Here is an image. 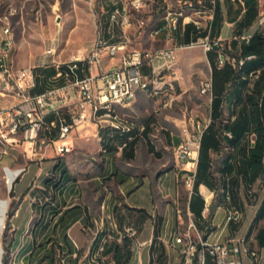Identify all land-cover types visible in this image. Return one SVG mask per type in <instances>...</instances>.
<instances>
[{
	"label": "crops",
	"instance_id": "0c3cea01",
	"mask_svg": "<svg viewBox=\"0 0 264 264\" xmlns=\"http://www.w3.org/2000/svg\"><path fill=\"white\" fill-rule=\"evenodd\" d=\"M210 1L203 0L204 5L209 6ZM256 2L257 15L251 25L247 26L249 20L243 19L245 7L242 0H215L216 13L212 22L211 38L225 39L227 41L225 45L228 48L232 47V42H238V48L242 38L257 31L256 27L261 24V6L264 0H256ZM195 17L193 15L194 20ZM248 17L250 18V14ZM156 24L159 25L158 22ZM188 25L194 28L192 23ZM204 27L205 24L197 29H205ZM178 28H184V26L179 24ZM190 40L189 34L187 41ZM153 42L161 47L172 45V42L165 41L162 36ZM205 58L211 72L213 67H217L212 77L213 93L215 97H220L229 86L231 70L227 66H217L215 51L206 52ZM166 85L162 84L160 87H151V89L155 90L156 94L162 93ZM90 127L98 143L91 138H81L77 143L80 147L91 144L94 147L97 146V153L104 159V168L96 177L93 186L96 187L100 177L112 182L113 186L98 203L99 210L95 214L91 212L90 205L73 202L62 208L63 212L73 206L78 207L74 215L66 217L65 226H58L52 233L59 216L51 214L41 217V223L48 224L43 231L41 226L34 230L35 238L41 232L43 233L41 240L44 237H51L52 233L61 245H64L63 236L66 235L67 243L63 249L70 250V253L64 257L63 263L66 261V264H89L86 261L87 257L99 256V258L109 257L112 264H181L182 256L175 245V238L190 230L192 235L199 234L210 242H213L221 232L219 241L227 246L229 254L234 253L232 248L237 244L247 250L237 254L236 259L239 264H264V174L255 177L253 171L244 170L240 166L241 148L245 144H248L247 148L252 146L254 135H246L233 147H226L225 150L228 152L218 163L220 166L221 161L225 157L228 158L227 163L222 165L229 167L222 178L225 185L218 190L222 196L219 194L214 196L215 193L203 184L198 186V193L193 195V189L190 192L184 185L185 172L177 168L173 152L171 157L162 154L155 160L156 162H151L149 157L154 155L152 143H149L152 150H149L148 146L144 150L138 147L140 142L138 139L131 150L126 148L123 154L122 149L119 150V139L107 138L102 144L99 131L93 125ZM148 134L149 132L147 136ZM183 137L182 140H167L165 148L176 149L180 143L185 142L184 134ZM144 140L147 142L145 138ZM50 152L53 151L47 150L35 159L41 161ZM128 152L133 155L132 158H127ZM21 153H24L23 145L12 147L9 156L5 157L0 164L2 168L25 169L14 184L18 187L22 183L21 188H23L34 182V177L42 169L32 174L34 164L26 167L25 162L22 164L17 162ZM245 154L246 157L248 153L245 152ZM210 155L213 159L218 156L213 152ZM142 159H144L143 162ZM31 161L34 162L33 159ZM146 161L149 162V167H157L154 170L145 169ZM126 168L140 169V172L131 174L126 171ZM150 173L154 176L153 180ZM215 175L218 177L217 173ZM70 184V181L65 182L58 193L64 196L66 190L70 189ZM224 194H229L231 200L227 201ZM72 197L71 195L70 198ZM0 205H4L1 200ZM232 205L240 209L241 217L238 222L232 221L224 225L227 210ZM28 206L31 204L23 205L22 202L11 219L14 229L21 228L25 233L33 217L28 212ZM6 212L5 207L0 209L2 227H4ZM112 225L113 228L109 232V226ZM87 231H90L92 236L86 248V256L83 257L81 247L87 241ZM0 232L2 233V229ZM2 255L3 246L0 235V264H3ZM205 264H215V262L211 256H207Z\"/></svg>",
	"mask_w": 264,
	"mask_h": 264
},
{
	"label": "built area",
	"instance_id": "2783aa9c",
	"mask_svg": "<svg viewBox=\"0 0 264 264\" xmlns=\"http://www.w3.org/2000/svg\"><path fill=\"white\" fill-rule=\"evenodd\" d=\"M184 4H193V11L188 15L176 13V6ZM215 8V0H211L209 6H205L203 0H162V4H155L153 0L152 8H143V0H134L133 4L115 0V6H109V9L102 5L90 51L68 62L54 64V74L48 77L32 67L13 65L10 59L14 47V42L10 40L12 32L8 25L5 26L0 49V162L9 156L12 147L19 145H23V151L29 159L37 158L47 150L65 156L74 149L72 133L91 125L97 130L109 128L123 133H127V128H134L137 135L141 134L144 126L135 128L129 122L127 126L113 125V117H120L114 111L107 113L111 115V122H98V116H95L96 106L115 101L122 103L125 108L131 105L133 90L146 89V94H149L151 87L157 84H168L170 91H173L169 76L176 64L178 49L202 47L205 52L215 50L218 67H223L227 62L233 64V60L224 54V47L219 42H209ZM194 13L210 17V29H197V23L193 22ZM155 14L166 19V26L153 34L152 41L162 36L165 41L172 42V45L133 48L130 34L134 27H130V18L138 17L137 29L144 30L154 21ZM174 16L184 18V28H176ZM103 17H106V32L103 29ZM190 23L194 25V29L190 33L191 40L185 42V28ZM202 33L205 35L202 36ZM249 37L250 35H246L243 38ZM38 87L43 89L37 93L35 90ZM200 93L213 100L212 78L201 83ZM171 103L172 99H168L163 105L170 107ZM190 123L195 126L196 134H191L187 126H184L185 142L180 143L173 154L177 168L185 172L184 185L191 192L200 139L207 125L194 124L192 120ZM226 135L229 136V133ZM123 146L125 144L119 150ZM24 170L4 167L5 184L12 187ZM232 221L236 222L233 205L227 210L224 225ZM220 235L221 232L213 242L199 234L192 235L190 230L176 236L175 245L182 256L181 264H205L206 255L211 256L215 264H239L237 254L247 250L237 244L233 254H226L227 246L220 243Z\"/></svg>",
	"mask_w": 264,
	"mask_h": 264
},
{
	"label": "rangeland",
	"instance_id": "374dc122",
	"mask_svg": "<svg viewBox=\"0 0 264 264\" xmlns=\"http://www.w3.org/2000/svg\"><path fill=\"white\" fill-rule=\"evenodd\" d=\"M105 1L107 0H0V49L2 48L3 29L8 25L12 32L10 38L14 42L10 59L15 67H32L36 72L41 73L45 66H49L47 69H53L52 66L56 63H65L81 54L86 55L94 44L96 20L100 8L104 5L109 9L111 5L110 1L107 3ZM155 4L162 3L157 0ZM152 7L153 1L148 2L145 8ZM153 16L154 21L147 25L145 30L137 29L138 17L132 18L134 29L131 30L130 37L133 48L161 47L152 41L151 32L160 18L157 14ZM204 17L206 15L201 14L196 16L195 20L203 25ZM105 21L106 17H103L104 32H106ZM256 28L264 31V3L261 6V24ZM211 41L219 42L222 47H225L227 42L223 38H210L209 42ZM205 53L202 47L178 49L177 61L169 76L173 91H170V85L167 84L162 93L156 94L152 89L149 94L140 92L131 105L125 108L116 107L118 116L135 128L144 125L148 127V136L144 133L138 134L140 140L138 147L146 150V146L152 143L154 155L149 157L151 162H156L155 160L159 159L162 154L171 157L173 150L165 148L166 142L169 139L182 140L183 134L185 136L184 126H187L191 134H196L195 126H191L190 120L201 126L208 125L211 120L212 101L209 96L200 93V86L204 80L214 76L217 67H213L211 72ZM168 99H172L171 106L164 107L163 104ZM8 101L12 102V100ZM221 111V119L228 121L230 117L225 102L222 104ZM90 128L88 126L72 134L74 135V149L65 156L50 152L41 161L32 157L34 160L32 162L25 153H21L17 162L21 164L25 162L26 167L34 164L32 174L42 169L34 177V182L27 187L21 188L22 183L18 187L14 184L12 187L6 185L4 171L0 164V200L4 202L3 206L0 205V209L5 207L8 211L12 207H19L22 202L23 205L30 203L28 212L33 216L26 233L21 228L14 229L12 225L6 229V214L4 227H2L3 222L0 221V231L2 229V233L4 230L7 232L6 244L9 248L7 264H26L23 255L43 240L40 239L42 232L37 235V238L33 234L42 216L62 212L64 206L73 202L90 205L93 214L99 210L98 203L113 183L100 177L96 187L93 186L96 177L104 168V159L97 153V146L94 147L91 144L80 147L77 143L81 138L95 139L98 143L97 137H94ZM227 152L224 150L222 155L214 157L215 168ZM148 163L146 161L145 169L154 170L157 167H149ZM57 164L58 168L55 167ZM63 170H66L71 182L70 189L66 190L64 196L58 193V189L54 191L53 188V185L59 181ZM126 171L132 174L140 172V169L126 168ZM150 174L153 180L154 176ZM46 181L50 183L49 189L44 185ZM216 194L219 192L214 196ZM71 195L72 198H70ZM112 228L113 225L109 226V232ZM87 232V241L81 247L83 257L86 256V248L92 236L90 231ZM2 233L0 232L1 242ZM50 235L52 236V233ZM86 261L89 264H112L109 257H87ZM62 263L57 262V264ZM63 264H66V261Z\"/></svg>",
	"mask_w": 264,
	"mask_h": 264
},
{
	"label": "trees",
	"instance_id": "16d2710c",
	"mask_svg": "<svg viewBox=\"0 0 264 264\" xmlns=\"http://www.w3.org/2000/svg\"><path fill=\"white\" fill-rule=\"evenodd\" d=\"M245 7L244 18L247 26L251 25L252 20L257 15V2L256 0H242ZM216 13V8H215ZM250 14V18L248 17ZM215 19V14L213 21ZM212 21V22H213ZM213 24V23H212ZM211 24L210 38L213 25ZM190 25L185 28V42L188 35L193 31ZM202 36L205 33L201 34ZM238 42H232V47H224V54L233 60V64L225 63L223 67H229L231 76L229 79V86L225 93L220 97H213L211 102L210 122L204 129L201 139L200 148L198 153V163L196 168L195 180L193 185V195L197 194L198 186L205 185L214 193L219 192L224 185L225 181L222 179L223 175L227 172L226 165L228 158L225 157L220 166L214 167L215 161L211 157V153L218 156L222 155L226 147H233V145L242 137L246 135H254L252 146L247 148L245 144L241 148L240 166L244 170H251L256 176L264 174V31L257 30L250 35L248 39L242 38L237 48ZM215 51V50H213ZM211 52V51H210ZM44 76H52L54 69L44 68L41 70ZM43 87L38 88L36 91H42ZM226 103L227 112L230 117L228 121H223L222 118V104ZM148 127L144 125V133L147 135ZM99 131L101 142L104 140L119 139V146L122 147V153L125 149L134 146L138 139L137 130L134 129L130 133L114 132L109 128H102ZM230 134V137L226 135ZM131 138V139H130ZM149 150L152 148L148 145ZM116 149V148H114ZM245 152L247 156L245 157ZM131 153H127V158H132ZM58 164L55 166L58 168ZM63 170L58 182L53 185L54 191L59 190L61 186L69 181V176ZM218 174V177L215 174ZM49 189L50 183L48 181L44 184ZM222 196V194H219ZM225 195V194H224ZM77 206H73L64 210L62 213H55L53 216L58 215L57 222L52 229L60 226H65V219L67 216L74 215L77 211ZM18 207H12L6 212V229L10 228L11 219L16 213ZM60 214V215H59ZM48 224L41 223V219L36 227L44 230ZM35 229V230H36ZM34 234V231H33ZM7 232L4 230L2 233V244L4 253L2 255V263L8 262V244H6ZM64 245L67 243L66 235L63 236ZM57 242L54 234L49 238H43L41 242L32 247L29 253L23 259L26 264H57L62 263L65 256L70 253V250L64 251L63 246ZM209 255H206V258ZM205 258V259H206ZM60 259V260H58ZM62 259V260H61ZM63 264V263H62Z\"/></svg>",
	"mask_w": 264,
	"mask_h": 264
},
{
	"label": "bare ground",
	"instance_id": "6f19581e",
	"mask_svg": "<svg viewBox=\"0 0 264 264\" xmlns=\"http://www.w3.org/2000/svg\"><path fill=\"white\" fill-rule=\"evenodd\" d=\"M111 2V5L109 6H115V0H107ZM153 0H143V8L146 7L148 2H151ZM157 1V0H155ZM162 3V0H159ZM134 0H125V4H133ZM193 11V4H184L182 6H176V13H180V15H188V13ZM201 13H194V16H200ZM132 18H130V27L133 26ZM205 29H210V17H204L203 18ZM193 22L197 23V27H200L201 22H198L197 20L193 19ZM159 25L156 24L154 29L151 32V35L153 37V34L158 33L160 30L165 28L166 26V19L163 17L159 18L158 21ZM182 24L184 26V18L182 16H174V25L176 28H178V25ZM153 25V24H152ZM139 26V19L137 20V27ZM146 28V27H145ZM144 28V30H145ZM11 40V38H10ZM12 42V40H11ZM162 84L153 85L152 87H160ZM139 92H146V89H136L131 92V104L137 99ZM122 106V103H115V101H108V103H101L96 106L95 108V116H98V122H111V115L107 114L111 111L116 112V107ZM164 107H167L169 105H163ZM113 125H120V126H127V121L123 120L120 117H113ZM132 131V128H127V133H130ZM119 133H123V131H116ZM230 135V134H229ZM0 146H2V137L0 136ZM121 150V149H120ZM10 187V185H8ZM226 199L229 198V201L231 200V196L229 194H226ZM241 217V211L238 207L235 206V218L236 222L239 221ZM234 251V247L232 248ZM226 254H229V250L226 247Z\"/></svg>",
	"mask_w": 264,
	"mask_h": 264
}]
</instances>
